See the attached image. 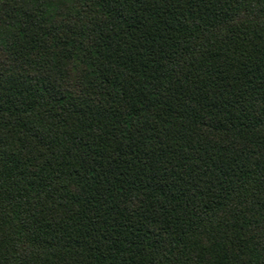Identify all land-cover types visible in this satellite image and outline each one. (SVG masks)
Here are the masks:
<instances>
[{
  "label": "trees",
  "instance_id": "obj_1",
  "mask_svg": "<svg viewBox=\"0 0 264 264\" xmlns=\"http://www.w3.org/2000/svg\"><path fill=\"white\" fill-rule=\"evenodd\" d=\"M0 264H264V0H0Z\"/></svg>",
  "mask_w": 264,
  "mask_h": 264
}]
</instances>
